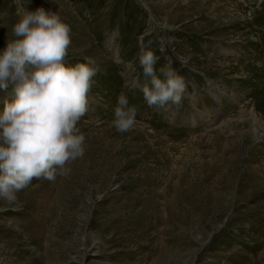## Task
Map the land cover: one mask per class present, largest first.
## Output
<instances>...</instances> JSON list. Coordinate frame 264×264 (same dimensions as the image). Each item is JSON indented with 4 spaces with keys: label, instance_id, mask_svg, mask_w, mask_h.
I'll use <instances>...</instances> for the list:
<instances>
[{
    "label": "rangeland",
    "instance_id": "1",
    "mask_svg": "<svg viewBox=\"0 0 264 264\" xmlns=\"http://www.w3.org/2000/svg\"><path fill=\"white\" fill-rule=\"evenodd\" d=\"M21 6L57 12L67 63L100 71L78 123L84 156L0 199V264H264V0H0V51ZM148 46L157 71L171 60L186 79L179 109L130 88ZM122 93L139 109L123 134ZM12 96L0 89V113Z\"/></svg>",
    "mask_w": 264,
    "mask_h": 264
},
{
    "label": "clouds",
    "instance_id": "2",
    "mask_svg": "<svg viewBox=\"0 0 264 264\" xmlns=\"http://www.w3.org/2000/svg\"><path fill=\"white\" fill-rule=\"evenodd\" d=\"M12 27L16 39L0 51V89L13 96L0 113V199L18 203V193L34 179L55 181L67 176L70 165L84 156L86 135L78 127L90 105L94 78L100 71L91 58L67 63L71 26L57 12L22 6ZM170 40L161 37V51ZM159 57L150 46L141 49L142 77L132 79L149 107L169 110L182 104L184 76L168 60L158 71ZM138 107L125 94L118 96L112 125L121 134L137 123Z\"/></svg>",
    "mask_w": 264,
    "mask_h": 264
},
{
    "label": "bare ground",
    "instance_id": "3",
    "mask_svg": "<svg viewBox=\"0 0 264 264\" xmlns=\"http://www.w3.org/2000/svg\"><path fill=\"white\" fill-rule=\"evenodd\" d=\"M234 6V8L236 9V7H245V4H243V3H238V5L237 4H234L233 5ZM223 8L225 7V6H222ZM213 9V8H212ZM216 10H219V7L217 6L216 7ZM217 13L218 12H216L215 14H211V15H206V14H203L202 16H205V17H207V18H210V22H219V20H218V15H217ZM224 13V12H223ZM235 16V18H236V15H234ZM234 20V19H233ZM236 20V19H235ZM229 22V21H228ZM227 22V23H228ZM237 23V22H236ZM239 25H244V26H246L247 25V21H243V20H241V21H239V23H238ZM240 29V28H239ZM235 30V29H234ZM237 30V29H236ZM234 32V31H233ZM237 33V32H236ZM261 42V41H260ZM264 43V42H263ZM256 45V44H255ZM262 51H258V54L255 56V60L257 59V56L258 57H261L262 56ZM262 70H263V74H264V65L262 66ZM214 96H217V95H214ZM258 104H259V106L261 105L262 106V109L264 110V93L262 94V97H261V99L258 101ZM255 109V108H254Z\"/></svg>",
    "mask_w": 264,
    "mask_h": 264
}]
</instances>
